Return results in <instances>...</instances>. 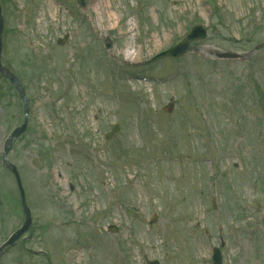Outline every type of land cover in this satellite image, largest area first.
<instances>
[{"label":"rangeland","instance_id":"rangeland-1","mask_svg":"<svg viewBox=\"0 0 264 264\" xmlns=\"http://www.w3.org/2000/svg\"><path fill=\"white\" fill-rule=\"evenodd\" d=\"M0 3L33 217L0 264H213L215 247L264 264V0ZM195 25L208 38L187 55L143 65ZM24 118L0 77V246L25 220L2 164Z\"/></svg>","mask_w":264,"mask_h":264},{"label":"water","instance_id":"water-1","mask_svg":"<svg viewBox=\"0 0 264 264\" xmlns=\"http://www.w3.org/2000/svg\"><path fill=\"white\" fill-rule=\"evenodd\" d=\"M78 1L80 2V4L82 6H85L84 0H78ZM3 28H4V24H3L2 10H1V6H0V72L3 76H5L7 79H9L11 81V83L15 86V88L19 91L20 96H21V98L25 104V117H26L24 125L22 127H20L19 129L15 130L12 133V135L9 137V139L6 141V143H5V154L3 156V162L6 165V167L10 170V172L13 173V175L15 176V180H16L17 186L19 188L20 196H21L23 209H24V212L26 214V222H25L24 226L22 227V229H20L17 233H15L12 236V238L5 245H3L0 248V257L3 254V251L7 246H13L23 234H25L26 232L29 231L31 224H32L31 211L27 205L25 191L23 189L20 174L18 172V169L7 160V156L9 154V152L11 151L13 144L27 130L28 123H29V119H28L29 105H28V101H27V98L25 95V91H24L22 85L20 84L19 80L16 79L8 71H5L2 67L1 55H2V48H3V42H2ZM206 37H207L206 29L202 26H197V27L193 28L192 32L189 35L186 36L184 41H182L181 43L177 44L176 46L170 48L168 51L157 55L152 60H150L148 62V64L161 61L165 58H180L186 54V52L190 48V45L193 42L203 40ZM172 108L173 107L170 106V107L166 108V111H170V110H172ZM118 131H119V126H116L115 129L110 134H108L107 139L111 138ZM214 254H215L214 255L215 264H222L221 254H220L219 250L215 249ZM153 264H158V263L154 262Z\"/></svg>","mask_w":264,"mask_h":264},{"label":"bare ground","instance_id":"bare-ground-1","mask_svg":"<svg viewBox=\"0 0 264 264\" xmlns=\"http://www.w3.org/2000/svg\"><path fill=\"white\" fill-rule=\"evenodd\" d=\"M96 10L98 11L99 10V7H104L106 8V5L104 4V0H97V3H96ZM100 12L102 13V10H100Z\"/></svg>","mask_w":264,"mask_h":264}]
</instances>
